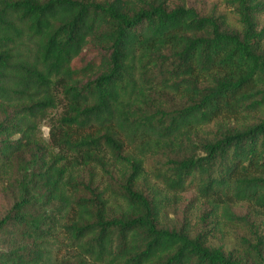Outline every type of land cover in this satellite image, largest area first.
Instances as JSON below:
<instances>
[{"label": "trees", "instance_id": "16d2710c", "mask_svg": "<svg viewBox=\"0 0 264 264\" xmlns=\"http://www.w3.org/2000/svg\"><path fill=\"white\" fill-rule=\"evenodd\" d=\"M0 202V264H264V0H0Z\"/></svg>", "mask_w": 264, "mask_h": 264}, {"label": "rangeland", "instance_id": "374dc122", "mask_svg": "<svg viewBox=\"0 0 264 264\" xmlns=\"http://www.w3.org/2000/svg\"><path fill=\"white\" fill-rule=\"evenodd\" d=\"M61 112H62L61 107L49 111L47 119L42 121L38 126L37 135L40 139H42L45 142H48V133L51 124L54 123V121H56V119L61 115ZM3 208L4 207L0 202V213L3 211ZM189 211H190V203L188 202V200L183 199L179 202V205L176 208L170 207L169 216H172V214L179 215L184 212L185 215L189 219H191V223H194L195 218H193V215H189Z\"/></svg>", "mask_w": 264, "mask_h": 264}]
</instances>
